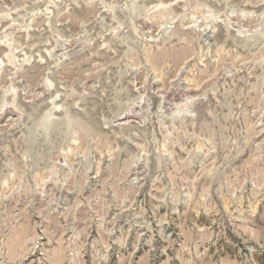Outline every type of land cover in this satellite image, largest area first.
I'll return each mask as SVG.
<instances>
[{
	"label": "rangeland",
	"instance_id": "1",
	"mask_svg": "<svg viewBox=\"0 0 264 264\" xmlns=\"http://www.w3.org/2000/svg\"><path fill=\"white\" fill-rule=\"evenodd\" d=\"M0 264H264V0H0Z\"/></svg>",
	"mask_w": 264,
	"mask_h": 264
}]
</instances>
